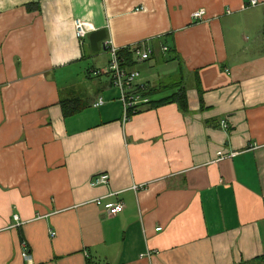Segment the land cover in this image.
I'll return each mask as SVG.
<instances>
[{
	"label": "crops",
	"instance_id": "obj_1",
	"mask_svg": "<svg viewBox=\"0 0 264 264\" xmlns=\"http://www.w3.org/2000/svg\"><path fill=\"white\" fill-rule=\"evenodd\" d=\"M250 1L0 0V264H258L264 0ZM139 44L153 59L136 83L150 103L183 91L185 110L123 120L108 49Z\"/></svg>",
	"mask_w": 264,
	"mask_h": 264
},
{
	"label": "built area",
	"instance_id": "obj_2",
	"mask_svg": "<svg viewBox=\"0 0 264 264\" xmlns=\"http://www.w3.org/2000/svg\"><path fill=\"white\" fill-rule=\"evenodd\" d=\"M257 0H251L248 6H256ZM205 12L203 10L196 11L192 14V19L194 21H202ZM74 30L75 36L79 41H82L87 35V25L80 21L76 20L74 22ZM122 51H126L132 55L133 63H144L150 60L152 56V50L149 48L142 47L141 44L134 45L123 49ZM168 49L166 47H162V52L167 53ZM110 59L108 61L107 67L105 69V73L110 79L112 86L117 89L119 94V100L122 104L123 110V120L128 119L129 117L137 114L140 110H142L145 106L149 105L150 99L147 94L146 86H139L136 81L139 78V72L134 68H129L126 65V61L120 54V50L109 47L108 49ZM102 104L101 99H98L95 106H99ZM222 128H227V124L225 122H221ZM219 158H221V153L217 154ZM108 182V175L101 174L97 177H94L91 185H105ZM96 204L99 205L100 201H96ZM123 204L116 203L109 207L107 213L112 216L123 211ZM15 219L17 217L15 216ZM24 259H28L27 251H24L22 254Z\"/></svg>",
	"mask_w": 264,
	"mask_h": 264
},
{
	"label": "trees",
	"instance_id": "obj_3",
	"mask_svg": "<svg viewBox=\"0 0 264 264\" xmlns=\"http://www.w3.org/2000/svg\"><path fill=\"white\" fill-rule=\"evenodd\" d=\"M120 54L121 56L124 58V60L126 61V65L127 67L129 68H133L134 67V63L132 61V55L130 53H127L126 51H120ZM148 95V94H147ZM178 103L179 106L181 107V109L185 110L186 107H187V104H186V98H185V95L183 93V91L179 92L177 95L174 96V99H165V100H162L160 102H154V103H149V104H152L153 106L154 105H159V104H162V103ZM62 103V102H61ZM65 103L63 102V108H65V110L67 111V113H74L76 109L75 106H71V109H70V106L68 105L67 106V109L66 107H64ZM257 263L258 264H264V256L263 257H260L257 259Z\"/></svg>",
	"mask_w": 264,
	"mask_h": 264
},
{
	"label": "water",
	"instance_id": "obj_4",
	"mask_svg": "<svg viewBox=\"0 0 264 264\" xmlns=\"http://www.w3.org/2000/svg\"><path fill=\"white\" fill-rule=\"evenodd\" d=\"M105 39H106L105 30H98V31H94L90 33L88 36V42H89L90 49L93 52H97L100 47L99 46L100 43H102V41H104Z\"/></svg>",
	"mask_w": 264,
	"mask_h": 264
},
{
	"label": "rangeland",
	"instance_id": "obj_5",
	"mask_svg": "<svg viewBox=\"0 0 264 264\" xmlns=\"http://www.w3.org/2000/svg\"><path fill=\"white\" fill-rule=\"evenodd\" d=\"M109 59H110V55H109ZM152 59L153 58H150V60H148V61H146V62H152ZM104 63V60H102L100 63H98V64H103ZM145 63V62H144ZM141 64V63H140ZM91 65V64H90ZM92 66H93V64H92ZM100 67V66H99ZM106 67H107V65H106ZM86 68H87V66H86ZM139 69H141V67H139ZM153 69V68H152ZM152 69H150V70H152ZM139 75H140V72H139ZM82 76V75H81ZM177 82H179V83H176L177 84V86H182L181 84H182V82L181 81H179V79L177 80ZM88 88H91V87H89V86H87Z\"/></svg>",
	"mask_w": 264,
	"mask_h": 264
}]
</instances>
